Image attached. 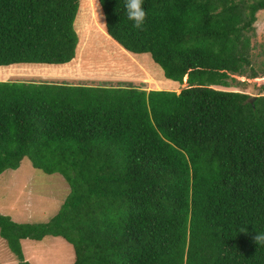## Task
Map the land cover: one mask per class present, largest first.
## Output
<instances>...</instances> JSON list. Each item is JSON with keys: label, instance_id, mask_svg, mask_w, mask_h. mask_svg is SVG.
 <instances>
[{"label": "trees", "instance_id": "trees-1", "mask_svg": "<svg viewBox=\"0 0 264 264\" xmlns=\"http://www.w3.org/2000/svg\"><path fill=\"white\" fill-rule=\"evenodd\" d=\"M125 2L97 0L105 33L186 86L0 80V174L26 157L68 185L46 222L0 214V238L17 264L20 241L44 236L71 245V264H264V94L213 88L245 73L264 0H143L142 30ZM77 9L0 0V66L71 60Z\"/></svg>", "mask_w": 264, "mask_h": 264}, {"label": "rangeland", "instance_id": "rangeland-1", "mask_svg": "<svg viewBox=\"0 0 264 264\" xmlns=\"http://www.w3.org/2000/svg\"><path fill=\"white\" fill-rule=\"evenodd\" d=\"M252 0H244L251 2ZM78 37L74 57L65 64H13L0 66V80L51 82L88 86H132L145 91L178 92L182 83L165 79L158 65L144 53L131 54L118 46L104 31L103 16L97 0H78L73 21ZM103 33V34H102ZM248 36V63L242 75L231 74L233 80L221 90L264 94V9L255 13ZM252 66L253 69H248ZM254 76H248L249 74ZM68 185L60 174H45L33 168L24 157L19 166L0 174V214L15 222H46L59 208ZM24 258L30 264H71L73 251L69 243L56 236L35 241H20ZM0 264H17L0 238Z\"/></svg>", "mask_w": 264, "mask_h": 264}, {"label": "clouds", "instance_id": "clouds-1", "mask_svg": "<svg viewBox=\"0 0 264 264\" xmlns=\"http://www.w3.org/2000/svg\"><path fill=\"white\" fill-rule=\"evenodd\" d=\"M125 8H126L128 20L134 22L133 27L142 30V26L145 23V19L147 15V13L143 8V0H126ZM104 26L106 27V25ZM252 239L255 245L257 244L264 245V233H255L252 236Z\"/></svg>", "mask_w": 264, "mask_h": 264}, {"label": "water", "instance_id": "water-1", "mask_svg": "<svg viewBox=\"0 0 264 264\" xmlns=\"http://www.w3.org/2000/svg\"><path fill=\"white\" fill-rule=\"evenodd\" d=\"M253 97H254V96H251V97H250V100H252V99H253Z\"/></svg>", "mask_w": 264, "mask_h": 264}]
</instances>
